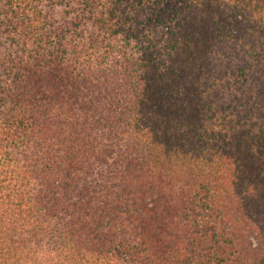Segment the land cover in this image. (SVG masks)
Wrapping results in <instances>:
<instances>
[{"label": "trees", "instance_id": "16d2710c", "mask_svg": "<svg viewBox=\"0 0 264 264\" xmlns=\"http://www.w3.org/2000/svg\"><path fill=\"white\" fill-rule=\"evenodd\" d=\"M0 264H264V0H0Z\"/></svg>", "mask_w": 264, "mask_h": 264}]
</instances>
